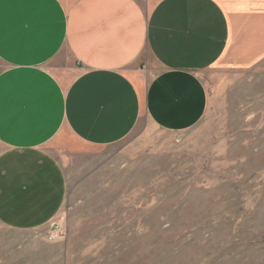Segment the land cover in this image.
I'll return each mask as SVG.
<instances>
[{"label": "crops", "instance_id": "crops-1", "mask_svg": "<svg viewBox=\"0 0 264 264\" xmlns=\"http://www.w3.org/2000/svg\"><path fill=\"white\" fill-rule=\"evenodd\" d=\"M262 59L264 0H0V224L33 232L59 215L56 137L190 130L208 107L202 72Z\"/></svg>", "mask_w": 264, "mask_h": 264}, {"label": "rangeland", "instance_id": "rangeland-1", "mask_svg": "<svg viewBox=\"0 0 264 264\" xmlns=\"http://www.w3.org/2000/svg\"><path fill=\"white\" fill-rule=\"evenodd\" d=\"M201 79L208 107L190 130L142 121L110 147L56 137L64 206L33 232L0 224V264H264V59Z\"/></svg>", "mask_w": 264, "mask_h": 264}, {"label": "built area", "instance_id": "built-area-1", "mask_svg": "<svg viewBox=\"0 0 264 264\" xmlns=\"http://www.w3.org/2000/svg\"><path fill=\"white\" fill-rule=\"evenodd\" d=\"M52 228L54 230L52 231V234L50 235V240H58L64 236L65 232L63 228L61 227V225H59L58 223H54Z\"/></svg>", "mask_w": 264, "mask_h": 264}]
</instances>
